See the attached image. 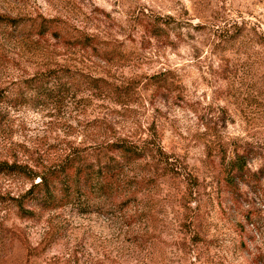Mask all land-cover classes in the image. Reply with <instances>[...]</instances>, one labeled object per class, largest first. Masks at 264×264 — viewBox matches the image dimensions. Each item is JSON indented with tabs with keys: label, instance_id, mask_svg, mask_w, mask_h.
<instances>
[{
	"label": "rangeland",
	"instance_id": "rangeland-1",
	"mask_svg": "<svg viewBox=\"0 0 264 264\" xmlns=\"http://www.w3.org/2000/svg\"><path fill=\"white\" fill-rule=\"evenodd\" d=\"M5 159L0 264H264V0H0ZM71 160L112 187L24 196Z\"/></svg>",
	"mask_w": 264,
	"mask_h": 264
},
{
	"label": "trees",
	"instance_id": "trees-1",
	"mask_svg": "<svg viewBox=\"0 0 264 264\" xmlns=\"http://www.w3.org/2000/svg\"><path fill=\"white\" fill-rule=\"evenodd\" d=\"M5 16L2 18L4 19ZM6 21L12 20V18H5ZM14 21V20H13ZM162 148V146H161ZM114 151L120 153L121 156L128 158H140L144 156V151L138 150L137 145L121 143L116 144L112 148ZM73 156V155H72ZM71 155L66 160H70ZM75 160V159H74ZM67 162L63 168V173L66 177V182L61 187L57 182L61 175L57 172H33L30 175L32 180L31 186L25 192L24 196H27L32 201L44 204L46 207L57 208L69 202L81 199V195L88 197L87 191L83 189L86 187L93 188L98 191H105L112 187V178L110 174L103 175L97 170H90L88 168L78 167L80 161ZM26 166L18 162H10L9 160H0V173L12 174L21 173L25 170ZM242 166L240 169H244ZM112 177V178H111ZM85 185L86 187H83Z\"/></svg>",
	"mask_w": 264,
	"mask_h": 264
}]
</instances>
